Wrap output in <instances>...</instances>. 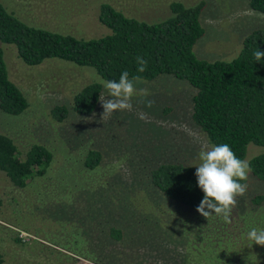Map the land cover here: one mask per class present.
<instances>
[{
	"label": "trees",
	"instance_id": "obj_1",
	"mask_svg": "<svg viewBox=\"0 0 264 264\" xmlns=\"http://www.w3.org/2000/svg\"><path fill=\"white\" fill-rule=\"evenodd\" d=\"M249 2L253 11L264 15V0ZM205 7L204 1L191 7L174 2L170 16L153 23L128 17L112 5L103 4L99 19L110 33L87 39L30 25L0 3V42L13 45L19 58L29 66L56 59L93 68L104 80L118 81L128 71L130 78L139 75L145 81H154L161 75L186 81L196 90L194 124L212 145L228 143L239 158L245 159L250 145L264 149V58L257 61L253 56L257 49L264 51V30L248 34L239 54L230 61L199 59L194 47L205 35L201 24ZM137 56L148 61L143 73L137 71ZM103 91V85L91 83L74 96L71 108L57 107L53 116L60 122L69 113L90 116L97 111ZM28 108L25 94L10 78L0 47V112L17 117ZM59 139L22 148L10 136L0 133V171L19 189L52 173L56 174L54 177L61 175L55 188L62 193L61 197L69 198L70 214L77 221L72 220L68 227L73 234L61 236V242L54 241L58 244L55 245L97 264H121L122 260L106 253L124 238L125 231L121 224L117 225L116 216L118 222L126 221L128 214L138 207L133 201L111 202L119 183L116 178L102 176L101 149L89 147L73 158L71 144L66 142L68 149L62 150ZM60 150H66L69 165L59 173L54 170V163ZM249 163L252 175L264 182V152ZM131 166L133 181L138 185L135 193L158 196L153 201L149 199L148 204L145 202L144 211L149 214H144V223L136 222L142 234L163 236L158 244H168L167 235L171 234L164 236L158 224L170 222L168 212L178 213L188 249L207 263L264 264V246L247 238L252 227L264 229V224L257 225L252 219L256 210H264V195L251 198L242 209H233L231 223H225L214 213L206 218L197 212L204 194L197 184L196 165L167 152L156 160ZM2 203L0 197V207ZM17 242L21 244V240ZM0 264H5L1 252Z\"/></svg>",
	"mask_w": 264,
	"mask_h": 264
},
{
	"label": "rangeland",
	"instance_id": "obj_2",
	"mask_svg": "<svg viewBox=\"0 0 264 264\" xmlns=\"http://www.w3.org/2000/svg\"><path fill=\"white\" fill-rule=\"evenodd\" d=\"M201 1L206 3L201 16L205 35L194 47L199 59L230 61L239 54L248 34L264 30V15L253 11L249 0H0V3L30 25L90 39L110 33L99 19L103 4L112 5L128 17L154 23L170 16V6L174 2L191 7ZM0 47L4 50L11 80L29 102V108L21 116L0 112V133L10 136L22 148L37 142H57L60 138L58 146L68 149L64 145L69 142L73 158H78L89 147L101 149L104 152L102 176L116 178L119 183L111 202L128 204L133 201L138 207L128 214L126 221L118 222L119 216H116L117 225L121 224L125 231L124 238L106 253L122 260L121 264H209L188 249L187 240L182 238V218L178 213L168 212L166 216L170 222L158 224L164 236L171 234L167 235L166 245L158 244L163 236H146L137 229L136 222L144 223V214H149L145 213L144 204L158 196L136 194L138 185L130 170L132 164L156 160L167 152L196 166L201 163L199 153L212 144L192 119L196 90L186 81L161 75L154 81L142 80L136 84L137 92L131 99L132 111H117L102 120L104 109L99 104L90 116L69 113V117L60 122L53 116V110L60 106L71 108L80 90L101 79L97 72L56 59L29 66L19 58L13 45L0 42ZM103 95L111 98L105 88ZM147 100L154 101L153 107H146ZM141 113L146 114L144 119L140 118ZM263 152V148L250 145L245 159L250 162ZM66 156V150L58 151L54 170L60 173L69 165ZM55 175L52 173L19 189L0 171L3 202L0 252L5 264H97L55 245L54 241L61 242V236L73 234L68 227L72 220L77 221L70 214L69 198L61 197L62 193L55 188L62 180L61 175ZM246 182L247 193L238 197L233 209H242L251 198L264 195V182L251 172ZM259 212L256 210L252 216L257 225L264 224V210ZM147 237L154 239L149 241Z\"/></svg>",
	"mask_w": 264,
	"mask_h": 264
},
{
	"label": "clouds",
	"instance_id": "obj_3",
	"mask_svg": "<svg viewBox=\"0 0 264 264\" xmlns=\"http://www.w3.org/2000/svg\"><path fill=\"white\" fill-rule=\"evenodd\" d=\"M257 61L264 58V51L257 49L253 52ZM137 71L143 73L147 69L148 61L142 56H137ZM142 82L139 75L130 78L128 71H124L119 80L100 79L98 83L108 92L106 98L103 94L99 103L104 109L102 120L117 111H132V97L136 94V84ZM153 100H147L146 107L151 108ZM145 113L140 114L144 119ZM201 163L196 166L195 176L198 187L203 192V199L197 206V212L208 217L211 214L222 218L225 223H231V213L237 205L238 197L246 195L251 166L247 159L239 158L228 143L212 145L199 153ZM247 238L255 244L264 246V229L252 227L247 232Z\"/></svg>",
	"mask_w": 264,
	"mask_h": 264
}]
</instances>
